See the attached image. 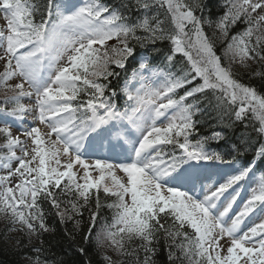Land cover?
<instances>
[{
    "label": "snow or ice",
    "instance_id": "1",
    "mask_svg": "<svg viewBox=\"0 0 264 264\" xmlns=\"http://www.w3.org/2000/svg\"><path fill=\"white\" fill-rule=\"evenodd\" d=\"M206 7V0H0V121L11 119L0 126L5 231H54L47 203L76 229L88 212L85 242L120 258L105 254L104 264H155L161 240L169 264H264V171L257 176L264 92L243 79L264 81V0H219L215 17ZM163 42L160 64L141 52L159 53ZM197 115L224 127L201 135ZM246 183L255 186L244 199ZM101 192L111 202L102 203ZM33 251L41 264L42 249Z\"/></svg>",
    "mask_w": 264,
    "mask_h": 264
},
{
    "label": "trees",
    "instance_id": "2",
    "mask_svg": "<svg viewBox=\"0 0 264 264\" xmlns=\"http://www.w3.org/2000/svg\"><path fill=\"white\" fill-rule=\"evenodd\" d=\"M38 2L43 3L44 0H38ZM103 2L118 5L120 0H103ZM218 3L219 0H206V14L210 9L211 16L215 17L219 11ZM136 15L137 14L133 12V16ZM37 19H39V17H37ZM0 29H4L1 23ZM209 33H211L210 29ZM156 47L161 49L159 53H152L151 48L147 49L145 52L148 54L151 53L154 62L160 64L165 54L168 52L169 44L168 42L158 43ZM219 51L220 46L218 45V52ZM249 63L253 68H258V65L252 64L251 62ZM234 68L237 71H241L237 65H234ZM243 79L244 82L255 85L257 89L264 92V81H261L259 78L249 80L248 76H244ZM112 86H117L115 79L112 80ZM1 101L2 100H0V104H2ZM12 106L13 105H10V107ZM194 118L200 121L197 130L201 135H208L214 128L215 130H219V128L224 127V125L219 124L218 120L210 118L208 115H197ZM235 127L237 129L236 139H238L239 132L243 130V126L236 125ZM227 134L232 136V130L228 129ZM197 138L198 137L195 135L192 136L193 140ZM2 143L3 140L0 141V144ZM210 147L216 150H225L227 146L224 143L217 145L215 142H212L210 143ZM5 152V149L0 148V155ZM100 198L101 202L105 205L111 202L110 198H105L103 192L100 193ZM43 207L46 213L47 225L50 229H54V231L44 232L41 235H32L30 237L18 231H5L6 221L2 214H0V264H34L36 259V253L33 251L34 248L42 249L39 254L41 264H43L45 260H47V264H56V262H60V264H104L103 256L105 254L111 256L113 260L120 259L112 251L111 247L98 248L95 239H93L91 244L85 242L84 236L87 234L89 222V214L87 211L83 213L80 228L76 229L75 221L61 223L55 210L52 209L49 204L45 203ZM101 216L106 218L110 223L112 211L105 206L101 212ZM78 219L80 218L78 217ZM16 227H19V225H16ZM97 230H99V225H97ZM93 237H95V232L93 233ZM18 241H21V243L18 244ZM80 248L86 250L85 254H81L78 251ZM154 259L155 264H169L168 252L164 246L163 240H161L158 246L157 254Z\"/></svg>",
    "mask_w": 264,
    "mask_h": 264
},
{
    "label": "rangeland",
    "instance_id": "3",
    "mask_svg": "<svg viewBox=\"0 0 264 264\" xmlns=\"http://www.w3.org/2000/svg\"><path fill=\"white\" fill-rule=\"evenodd\" d=\"M78 2V0L75 2V3H77ZM0 23L2 24V26H3V28L4 29H6V21L4 20V18H3V13L2 12H0ZM252 63V62H251ZM0 70H2V64L0 65ZM16 82H18L17 80H10V81H8V83L9 84H15ZM25 87H27V85H25ZM3 87L1 86L0 87V96H2L3 95ZM34 97L33 98H30L29 99V103H27V101L26 100H22V103H24L25 105H30V104H33L34 103ZM2 102V101H1ZM32 120V115H31V117L29 118V119H27V121H31ZM25 127L27 126V123H25V125H24ZM35 126H37V127H39L40 129H41V132H42V134L43 133H47V131H48V129L46 128V126L45 125H42V124H40L39 123V121L37 120L36 121V124H35ZM12 132H13V135L15 136V135H18L19 134V131H18V128L17 127H13V130H12ZM2 140V138H0V141ZM27 146H28V150L30 151L31 150V147H32V145H31V142H30V140L27 142ZM17 154H20L19 153V150H17ZM62 160H63V158H62ZM14 166V165H13ZM75 170V169H74ZM122 175V174H121ZM257 222V221H256ZM250 226V225H249Z\"/></svg>",
    "mask_w": 264,
    "mask_h": 264
}]
</instances>
